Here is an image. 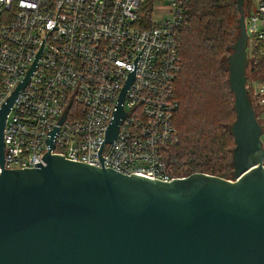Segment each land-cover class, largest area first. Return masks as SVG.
Listing matches in <instances>:
<instances>
[{
    "label": "built area",
    "instance_id": "2783aa9c",
    "mask_svg": "<svg viewBox=\"0 0 264 264\" xmlns=\"http://www.w3.org/2000/svg\"><path fill=\"white\" fill-rule=\"evenodd\" d=\"M190 2L0 0V107L36 60L6 115L0 172L34 168L56 128L50 152L65 159L162 181L184 176L172 172L167 150L179 138L173 85ZM158 9L165 14L153 21ZM244 13L246 55L256 63L264 58V0H244ZM132 71L125 115L105 142ZM249 81L252 105L264 107V78Z\"/></svg>",
    "mask_w": 264,
    "mask_h": 264
},
{
    "label": "water",
    "instance_id": "95a60500",
    "mask_svg": "<svg viewBox=\"0 0 264 264\" xmlns=\"http://www.w3.org/2000/svg\"><path fill=\"white\" fill-rule=\"evenodd\" d=\"M226 66L235 119L232 177L193 172L170 181L65 159L50 149L34 168L0 172V264H264V146L246 87L244 0ZM25 79L0 107V165L6 115ZM119 95L105 142H112ZM61 118L60 122L63 120Z\"/></svg>",
    "mask_w": 264,
    "mask_h": 264
},
{
    "label": "trees",
    "instance_id": "16d2710c",
    "mask_svg": "<svg viewBox=\"0 0 264 264\" xmlns=\"http://www.w3.org/2000/svg\"><path fill=\"white\" fill-rule=\"evenodd\" d=\"M189 6L190 18L180 33L182 74L179 76L178 73L173 85L178 110L181 104L194 102L190 115L196 109L199 112L198 106L209 92L215 94L213 96L222 102L223 107L217 106L212 118L196 117L198 113L195 112L194 119H185L187 107L182 108L180 118L176 117V112L174 124L179 138L169 146L168 160H172L174 165L188 168L186 175L203 172L228 178L234 141L225 125L228 123L226 120L234 116V110L233 94L228 86V71L224 64L230 46L238 35L237 0H191ZM256 68H252L253 77L264 78V61ZM221 98L227 103L229 99L232 108L228 104L225 106ZM254 108L256 116L264 110V107Z\"/></svg>",
    "mask_w": 264,
    "mask_h": 264
},
{
    "label": "rangeland",
    "instance_id": "374dc122",
    "mask_svg": "<svg viewBox=\"0 0 264 264\" xmlns=\"http://www.w3.org/2000/svg\"><path fill=\"white\" fill-rule=\"evenodd\" d=\"M246 2L249 4V0H246ZM164 14H165V11H161L160 9H158V10H156V12H154L153 13V15H152V20L153 21H155V20H159V18H161V17H163L164 16ZM264 60L263 59H261V60H258L256 63H251V62H248V65H247V67H246V76H247V80L250 78V79H253L254 77H253V70H256L257 68L256 67H259V66H261V64H262V62H263ZM255 66V67H254ZM252 68H254L253 70H252ZM180 74H182V71L179 73V76H180ZM255 77H257V76H255ZM177 81H178V79H177ZM250 82V81H249ZM212 95V96H211ZM213 95H215V94H213L212 92H209V94L208 95H206V96H204L203 98H204V102L202 103V104H200L199 106H198V109H199V112L197 111V109H196V111L195 112H197L198 114L196 115L195 114V112L192 114V115H190L191 114V110H192V104L194 103V102H186L185 104H181V106H180V108H179V110H177V118H180L179 116H182V113H183V111H182V108L184 107V108H186L187 107V109L185 110V113H184V117H185V119H188V120H190V119H194V116L196 115V117H198V116H202V117H204V116H206L205 118H208V117H210V118H212V115L214 114L213 113V111H214V109L218 106H221V107H223V105H222V102L220 101V102H218V99L217 98H215V96H213ZM217 95V94H216ZM222 99V101H223V104L226 106L227 104L232 108V103H231V101L228 99V103H227V101L225 100V99H223V98H221ZM219 103H220V105H219ZM231 111H232V109H231ZM200 114V115H199ZM234 116H235V113H234ZM233 115H231V117H229L226 121L228 122L226 125H225V127L229 130V127H230V125L232 124V122H233V118L235 119V117H234ZM257 118H258V121L261 123V124H263L264 125V110L262 111V112H260V113H258V116H257ZM176 119V118H175ZM211 120V119H210ZM177 121V120H176ZM261 139H262V141H263V143H264V133L262 134V136H261ZM234 147V146H233ZM233 149V148H232ZM232 151V150H231ZM168 163H169V165H170V168H171V170H172V172L175 174V175H186V171H187V169H186V167H183V166H179V165H174V163L172 162V160H168ZM230 165H231V161H230ZM232 171H233V169H232V167H231V171H230V173H229V176H228V178H231L232 177Z\"/></svg>",
    "mask_w": 264,
    "mask_h": 264
}]
</instances>
